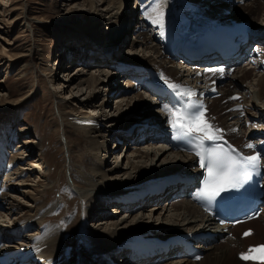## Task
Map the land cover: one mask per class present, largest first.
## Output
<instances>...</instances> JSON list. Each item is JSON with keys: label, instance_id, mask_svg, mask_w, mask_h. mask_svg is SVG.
Here are the masks:
<instances>
[{"label": "bare ground", "instance_id": "6f19581e", "mask_svg": "<svg viewBox=\"0 0 264 264\" xmlns=\"http://www.w3.org/2000/svg\"><path fill=\"white\" fill-rule=\"evenodd\" d=\"M256 2H260V0H141L140 5H142L141 8L143 12H145V16L147 18L145 16L142 18H134V13L131 14V12H129L128 15V13L126 14V11L124 12L127 0H84L83 3L89 5L88 9L92 10L91 12L94 13V18L87 22L86 25L88 26L85 27L84 25H81V31H92L94 29L93 31L95 32L93 34L79 36L81 37L80 40L82 39L80 42H82L81 45L84 50H91H89V53L85 52L87 56L91 55L88 56L89 59H87V62L91 63L94 61L97 63L96 67L98 66V68L96 69H99V71L94 72L93 70L86 77H82L86 71H84L83 66L78 65L77 71L73 74L67 70L66 76L69 74H71V76L66 79L68 81L65 85L71 87L70 91L73 94V99L80 103L82 109L83 106H89L93 107L94 111L98 108V111L91 112L90 110L81 109L79 112L78 106L75 104L72 109H75L79 112L77 116L71 117L69 119V116L64 115L66 114V111L62 112L63 119H68V125L66 126L65 124L64 128L65 136L67 138L70 136L69 133L72 130L70 126L84 130V134L86 133V136L84 135V141L88 143L87 149L91 153L93 150H96L94 151L95 155L98 151L100 152V150H104L105 152L108 150L106 146V138L110 135H115L116 137L118 136L119 138L121 137L127 140L129 138H135V134H137L138 137H136V141H139L143 136H145L147 140L150 141L152 138H155L160 141H155L159 145L157 144V146H151L153 150H150L149 146L152 143H148L146 148L139 147L134 149L139 153L138 155H140V157L144 158L143 161L150 159L154 160L156 157L159 159L161 156H163V160L161 161L163 162L169 157L170 154H172V160L176 163H179V165L181 164V166H178L176 169H172L170 173L161 176L158 175L151 179V177H153L155 174H151L148 171V164L134 165V167L137 169V172H139L138 181L140 182L136 186L131 181H127L122 184L111 181V178H113V176H117L120 171V168H118L116 165L106 168L102 166L100 162L95 161L93 162V169L90 171V173L87 172L84 174L85 179L79 178L77 172L73 170V174L71 173V179L77 184V186L90 184L91 190L87 189V192L84 191L85 193H80L83 199H85L84 201L87 203V210L83 219L85 224L82 223L80 226L76 225V216L69 218V223L62 222L63 218L58 220L57 211L61 209V205H48L46 201H44L45 203L43 202V199L47 198V195L51 194L53 189H50L49 191L51 192L48 194H40V200H38L37 204L43 207L42 212L45 213H42V216L38 215L41 216L39 221L34 218V216H32V218L28 221L20 220L19 222H14L12 226H6L8 221L4 222L6 220V218H4L5 214L4 212H0V240L2 244H5L7 240L10 241L15 234L18 236L22 231L32 229V227L36 226V224L39 225V227L43 226L41 234H35V232L28 233L29 236H25V238H23V241L25 240V242H20L21 244L16 243L18 246H11L9 243L10 246L7 248L8 250L5 252H0V264H4L5 260L7 259L14 264H18L19 262H21V264H26L28 262L31 264H87L80 257L79 259H76L77 257L71 258L72 255L70 254V249L64 248L68 242L67 238L65 237V233L71 231L69 227L75 226V230L78 231L79 236L77 237V250L86 248L83 253L86 252V256L93 259L95 262L94 264H113L112 259L114 258V255L119 252H121L119 261L122 260L125 262L124 264H138L139 262V264H142V261L144 260H150L152 262L159 261L158 259L166 258L167 255L174 252L170 251L168 254L166 251L162 250L163 246H160L157 243L151 244V239L149 241L143 240L144 237H150L151 235L156 234L155 232L149 230L150 228L148 225L143 224L140 221H136L133 226H125L121 229H117V226L128 222L129 215L134 210L141 212L143 210L142 208H144L147 202L153 200L160 203L162 198L166 197L169 199L172 194H179L181 190H183L182 192L184 194H187L186 199L179 201V203L176 205L172 203L174 205L173 207H165V205H163L162 210L165 209V211H171L167 217H173V219L172 221L165 222V224H163L164 227H161V232H163H159V234H165L168 235L167 237H169L171 233L177 231L180 232L179 230L190 231L191 229L196 228L198 225L199 227L202 225V228L204 227L203 229H208V226L212 224V216L207 215L197 205L194 197H189V193L193 189V184L198 177L194 175L195 173L198 174V167L194 166V164H196V156L189 152H173L170 147H167L166 144L163 143V139H161L166 131V127H168L167 130H169V125L171 124L169 122V114L167 111H165V108L167 107L173 110L175 109L167 102L155 100V96L150 93L151 90L148 89L151 83H147V80L141 79L140 82L144 86L143 88L147 90L145 93L147 95L151 94L150 98L147 99V97L141 93L142 90H139L140 88L137 85L138 81L136 77L139 78L138 74L145 72V75H150V78L153 79L151 82L164 83L190 82L196 81V79L203 77L198 73V67L187 65L186 62L182 60H180V65L179 63H168V59L166 57L172 61H175L174 57L173 59L170 57L174 56L175 54L174 47L178 40H180L182 37L185 38V36H188L195 30L201 29L205 25H211L213 23H224L229 25L233 24L235 20H227L226 18H223L232 17V14L228 13V8H230V6L232 8L234 7L238 10H241L240 12H245H243V17H240L236 20L243 19L241 20L243 22L252 21V19H254L253 16L257 14V19L253 22L252 27L256 34V38L264 40V1L259 5H257ZM83 3H79L78 0H70L69 11H71L76 5ZM115 7H117V10L114 12L113 9H115ZM118 8L122 9L123 11L120 12ZM158 12L163 13L162 25L153 22V20L157 18ZM108 13H110L109 16H107ZM123 16H125V21L123 27L119 31L118 24L123 19ZM102 17L104 18L102 19ZM205 18H211L212 22L210 21L211 23L204 24L203 26L197 25ZM104 20L110 24V26H108L112 31L108 33V38H113L112 40L102 41V39H100L101 36L99 37L98 32L101 30V24L104 22ZM133 20H136L137 22L135 25ZM147 25L151 27V30L150 27H148V29L146 28ZM134 26L136 40L131 42V46L135 48H141L143 51L144 49L148 50L150 51V55L143 54L137 55L133 58L128 57L124 62L116 61V59H118V48L123 45V42H127V32ZM96 30H98V32ZM158 33L159 36L156 38L155 35ZM159 37L161 41L157 40ZM106 41L108 46L105 47L103 45L106 44ZM262 50L264 53V48ZM105 61L111 65V70H106L105 67L100 68L101 64ZM249 63L250 64H248V66H238L233 74L229 77L227 85L224 84L221 86V88L224 90V93L226 94L225 96L223 95L225 100L218 101V98L215 97L208 98V105L210 107V112L214 114L211 119L218 120L220 124H223L227 129V134L234 142L243 144L247 140L256 139L261 144L264 143V122H262L264 120V71H256L255 68L259 65L256 59H251ZM183 65H185V67L181 68ZM118 70L124 72L126 75L128 74L131 77H133L135 74V78L132 79L129 77L128 79V84L130 86L126 90H122L120 95L117 96V98L120 100H126L125 104L128 105V108L123 110V102L118 104L120 107L119 113H122L121 118H123L128 111H131L130 108L134 99L135 106L138 108L137 110H142L147 106L153 105L152 107L156 111L155 116H153L155 121L150 122L154 124H150L149 126H144L141 124L134 129L131 128L134 130L133 135L128 134V129L120 130L115 133L112 132V128L107 126L109 123L105 124V121L102 118V116L105 118L111 117L107 111L108 108L106 109V106L110 100L108 94L112 95V93L117 92V90L120 91L119 88L116 90V87L114 88V85L112 86V82H114L113 79H115V75L117 74ZM49 74V76H51V80L57 78L58 76V74L52 70L49 71ZM205 76L210 78L216 77L214 73H207ZM58 83L60 84L63 82L59 81ZM135 90L138 91L136 92ZM133 91L136 93H131ZM199 91L202 93V90ZM234 92H240L243 94V97L239 100L245 104L246 114L244 116L240 115V110L229 109L230 105L236 101H239L232 98L231 94ZM100 94L104 95V97L102 102L97 104L96 101ZM11 96L12 93H10V96L3 94V100L0 99L2 101L1 105L13 103L14 105L16 104L18 108L21 106L23 100H25L27 97L24 95L14 100L11 98ZM60 99L61 100L59 102L64 99V96ZM14 107L0 106V112H2V114L8 115L9 112L14 111ZM69 113L70 112L68 111L67 114ZM216 114L218 116H216ZM99 122H101V126L98 125ZM246 123H249L248 127H246ZM235 125H237V128H234ZM125 130L126 132L123 133ZM94 132L95 134H92ZM95 135L104 138L103 142H98V140L95 139ZM70 140L72 141V139ZM34 142L35 141L30 142L28 145L29 149H27V151L29 150V154H34V150L40 146L41 148L45 149L46 145H44V141L43 144L40 143L41 145H37L38 143ZM75 144L76 143H74L71 148H74ZM152 153L154 154L153 157ZM3 157L4 155L0 156V158ZM44 157V155L36 159L31 157V161L43 160ZM77 158L82 165L87 163V156L85 154H78ZM4 168L6 169L4 163L0 159V173L4 172ZM23 172L17 174V178L13 176L16 179H19L16 181V183L13 181L14 184L26 183L25 179L20 177V175H23ZM6 175L9 176V172ZM8 176L6 181L13 179L12 176ZM53 176L54 175L52 173L48 174V177L50 178ZM163 185H165V187H163ZM5 192L6 191L2 192L1 194L0 191V208L7 209L10 213L22 210L21 207L23 208V206L19 201L16 200L17 198H11L12 196H9V192ZM166 202L167 200L165 203ZM110 203L113 205V208H111V213L116 210V212H124L125 214L129 212V215L114 220L112 218L113 216H110L111 213L106 211V209L108 210L107 206L110 205ZM158 207L161 206H157V209ZM53 208L54 210L49 212V210ZM172 210L174 212H172ZM23 213L25 214L26 212ZM23 215L21 214L19 217ZM55 217H57L55 220L57 223L48 226L42 224V222L44 223L45 219H55ZM260 218H263V220L260 222L259 226H252V224H250L254 221H260ZM94 220H98V223L105 224L104 226H100L101 228L105 227L100 234H98L100 227H95L97 233H94L95 230L91 229V225L88 224L90 221L94 222ZM244 223L248 224L246 227H252L254 229L252 233L245 237L237 234L236 231V229L239 226H242ZM112 225H116V227L112 228ZM234 228L235 229L233 230H235V235L234 237L232 236L231 238H227V243H218L216 241H212L208 244H205V255L199 260H192L189 257H182V259L176 260L173 262V264H261L254 259L243 260L241 259L240 254L242 252H249L250 244L253 245L255 243L264 241V213L262 215L260 214L258 218L237 224L234 226ZM211 230L216 229L213 228ZM242 230L243 229H241L240 233ZM86 231L88 232L87 238L95 241H93V243L88 241L89 243L86 242V245H83V242H81L80 239L84 237L85 234H83V232ZM165 231L170 233H164ZM150 232L152 233L146 236V234ZM259 233H261V235ZM151 238L153 239L154 236ZM166 239L167 238L164 240ZM247 240L250 241L249 243L245 244ZM26 241L29 242L27 243ZM197 245L200 246L202 244L198 243ZM232 251H239L238 255L240 258L231 256ZM80 252L82 253V251ZM134 253L136 259L138 255H140V260L137 263L132 257L134 256ZM72 259L78 260V262L76 263V261ZM170 264H172V262Z\"/></svg>", "mask_w": 264, "mask_h": 264}, {"label": "rangeland", "instance_id": "374dc122", "mask_svg": "<svg viewBox=\"0 0 264 264\" xmlns=\"http://www.w3.org/2000/svg\"><path fill=\"white\" fill-rule=\"evenodd\" d=\"M69 1L70 0H0V99L3 100V94L10 96V93H12L11 98L14 100L24 95L27 96L21 103V106L18 108L17 105H14L13 103L1 105L2 101L0 100L1 107L15 106L14 111L9 112L8 115L2 114V112H0V156L4 155V157L0 159L6 167V169L4 168L3 170L4 172L0 173V191L1 194L4 191H6L5 193L9 192V196L11 195V198H17L16 200L19 201L23 206V208L21 207L22 210H19L18 212L14 211L12 213H10L7 209L0 208V212H4L5 214L4 218H6V220L4 222L8 221L6 223V226H12L14 222H19L20 220L28 221L32 218V216H34V218L39 221V218L45 212H42L43 207L39 206L37 202L38 200H40V194H48L51 192L49 191L50 189H53V192L47 195V198L43 199V202L46 201L48 205H61V209L57 211L58 220L63 218L62 222L69 223V218L76 216V225L80 226L82 225V223L85 224V221H83V219L87 210V203L84 201L85 199H83L80 193H85L88 190H91L90 184L77 186V184L74 183L71 179V173L73 174L74 170L75 172H77L79 178L85 179L84 174L87 172L90 173V171L93 169V162L95 161L100 162V164L106 168L115 165L120 168L119 174L117 176H113V178H111V181L118 182L119 184L131 181L135 184V186L140 182L138 181L139 172H137V169L134 167V165L148 164V171L151 174H155L153 177H151V179L158 175L161 176L170 173L172 169H176L178 166H181V164L179 165V163H176L172 160V154L169 155L171 159L168 157L163 162H161L163 160V156H161L159 159H157L156 157L154 160L150 159L143 161L144 158L140 157V155H138L139 153L134 149H137L139 147L146 148V145H148V143H152L149 146L150 150H153L151 146H157L158 144L155 141L153 142L152 139L151 141L147 140L145 136L141 137L139 141H136V137H138L137 134H135V138H129L127 140L121 137L119 138L118 136L116 137L115 135H110L106 138V146L109 151L107 150L105 152L104 150H100V152L98 151L99 154L97 152L96 155L94 154V151L96 150L92 149L93 152L91 153L87 149L88 143L84 141V135L86 134H84V130L70 126V128L72 129L69 133L70 136L68 138L65 136L64 128L65 124L66 126L68 125V119H63L62 112L66 111V114L64 115L69 116L68 118L70 119L71 117L77 116L82 109L80 103L77 102V100L73 99V94L70 91L71 87L65 85L68 81L66 79L70 77L71 74L77 71L78 65L83 66L84 71H86L84 75H82V77H86L93 70L94 72L99 71V69H96L98 68V66L96 67L97 63H95L94 61L91 63L87 62V59H89L88 56L91 55L87 56L85 52L89 53L91 50L89 49V51L83 49L81 45L82 42H80L82 41V39L80 40L81 37H79L86 34H93L95 32L93 31L94 29L92 30L93 32L91 30L81 31V25H84L85 27L88 26L86 24L89 20L94 18V13L91 12L92 10L88 9L89 5L83 3L84 0H78L79 3L83 4H78L71 11H69ZM263 1L264 0H260V2H256V4L259 5ZM140 3L141 0H127L124 12L126 11V14L128 13V15L129 12H131V14L134 13V18H142L143 16H145V12H143L141 8L142 5H140ZM118 9L120 10V12L123 11L120 8ZM116 10L117 7L113 9L114 12ZM240 11L241 10H238L234 7L232 8L230 6V8H228V13L232 14V17L223 18H226L227 20L239 19L240 17H243L244 12ZM109 15L110 13H108L107 16ZM257 16V14L253 16L254 19H252V21L244 22H249L251 23V25H253V22L257 19ZM103 18L104 17H102V19ZM136 20H133L134 25L137 23ZM105 21L106 20H104V22H102L101 24V30H99V32L98 30L96 31L99 33V37L101 36L100 39H102V41L112 40L113 38H108V33L112 31L111 29H109L110 24ZM124 21L125 16H123V19L118 24L119 31L123 27ZM210 21L211 18H205L197 25L203 26L204 24L212 22ZM148 27L150 26L147 25L146 28L148 29ZM158 36L159 33L155 35L156 38ZM126 39L127 42H123V45L118 48V59H116V61L124 62L128 57L133 58L137 55L143 54L150 55V51L148 50L144 49L143 51V49L141 48H135L131 46V42L136 40L135 26L128 30ZM157 40L161 41L160 37ZM103 46H108L107 41ZM166 58L168 59V63H179L180 65V60L174 59L175 61H172L168 57ZM170 58H172V56ZM101 67H105L106 70L112 69L111 65H109L107 61L103 62L100 68ZM184 67L185 65H183V67L181 68ZM51 70L58 74L57 78L53 80H51V76H49V71ZM67 70L72 73L66 76ZM129 77L131 76H129L128 74L126 75L124 72L118 70L117 74L115 75V79H113L114 82H112V86L114 85V88L116 87V90L119 88L120 91L117 90V92L112 93V95L108 94L110 100L108 105L106 106V109L108 108L107 111L109 112V115L111 117L105 118L102 116L105 124L109 123L107 126L112 128V132L114 133L120 130L129 129V126L131 125H133V127L130 128L134 129L141 124L146 126L145 122H149L150 125V122L155 121L153 119V116H155L156 111L152 107L153 105L147 106L142 110L139 109V111L135 106V99L131 104V111H128L125 116L121 118L122 113H119L120 107L118 104L120 102H123V110H126L128 108V105L125 104L126 100H120L117 98V96L120 95L122 90H126L130 86L128 84ZM131 78L133 79V77ZM59 81H62L63 83L59 84ZM227 83L228 82H226L225 85H227ZM139 90H142L141 93L145 95L147 99L150 98V95H147L145 93L146 91H143V88ZM135 91L137 92L138 90ZM135 91L131 93H136ZM223 95L225 96L226 94L223 93L221 96H217L215 98H218V101H223L225 100ZM63 96L64 99L59 102L61 100L60 98ZM103 97L104 95L100 94L96 103H101ZM75 104L78 106L79 112L75 109H72ZM82 110H90L91 112L94 111L93 107L89 106H83ZM68 111L70 112L69 114H67ZM95 111H98V108L95 109ZM216 116L218 115L216 114ZM246 124V127H248L249 123ZM98 125L101 126V122H99ZM234 128H237V125H235ZM125 132L126 130L123 133ZM92 134H95V132ZM70 139H72V141ZM95 139H97L100 143H102L104 140V138L98 135H95ZM118 139L120 140V142L117 141ZM32 141H35L34 143H38L37 145L43 144L44 141V145H46L45 149L41 148L40 146L39 148L34 150V154H29V150L27 151V149H29L28 145ZM74 143H76L75 147L71 148ZM78 154H85L87 156V163L85 165H82L79 162V159L77 158ZM42 155L45 156L43 160L31 161V157L36 159L40 158V156ZM153 155L154 154L152 153V157ZM8 172L9 176H12L13 178L10 181H6V178L8 176L6 174H8ZM22 172L23 175H20V177H23L22 179H25L26 183L14 184V182L16 183V181L19 180L16 179L17 174ZM49 173H52L54 176L52 178L48 177ZM13 176L16 178H14ZM165 199L167 200L166 203ZM184 199H186V196H171L169 199L165 197L160 200V203L151 200L147 202L144 208H142L143 210L141 212L134 210L132 213H130V215L128 214L129 212L125 214L124 212H116V210L111 213V208H113L112 203L107 206L108 210L106 209V211L111 213L110 216H113L112 218L114 220L129 215L128 222L124 223L125 225L123 224L117 226V229H121L125 226H133L136 221H140L143 224L148 225L150 228L148 229L150 231L156 233L151 236H158V239H165L168 238V235L159 234V232H161L162 230L161 227H164L163 224H165V222L172 221L173 217H167V215H169L171 211H165V209L162 210V207L163 205H165V207H173V204L176 205L177 203H179V201ZM157 206L161 207H158L157 209ZM52 210H54V208L50 209L49 212ZM8 212L10 213V215ZM23 212L26 213L24 214ZM172 212L174 211L172 210ZM21 214L24 215L19 217ZM57 217H55V219H45L44 223L42 222V224L48 226L57 223L55 221ZM98 220H94V222L90 221V223H88L91 225V229L95 230L94 233H97L95 227L99 228L101 225H105L102 223H98ZM262 220L263 218H260V221H254L250 224H252V226H259ZM246 225L248 224L244 223L242 226H239L236 229L237 234L242 235V232L240 233V231L241 229L245 228ZM75 227H69L71 231L65 233V237L67 238L68 242L64 248L70 249V254L72 255L71 258L77 257L76 259H79L80 257L87 264H94L95 262L93 261V259L87 257L86 252L83 253L86 248L77 250V237L79 236L78 231L75 230ZM115 227L116 225H114L112 228ZM104 228L100 227L98 234H100ZM203 228L202 225H200V227L198 225L196 228L191 229L190 232L206 230ZM233 229L235 228L233 227L231 229L232 232L235 231ZM42 230L43 226L39 227V225L36 224V226L32 227V229L22 231L18 236L15 234L10 241L7 240L5 242V247L7 248L8 246H10V244L11 246H18L16 245V243L25 242V240L23 241V238H25V236H29L28 233L35 232V234H41ZM179 231L187 232L189 230ZM152 232L147 233L146 236L150 235ZM232 232L228 233L227 237L220 238L216 242L227 243L226 239L231 238L232 236L234 237L235 235V232ZM87 233V231L83 232V234L85 235L82 239H80V241L83 242V245H86V242L88 241L92 243L93 241H95L92 239H88ZM164 233L170 232L165 231ZM176 233L179 232L177 231L171 233L170 236ZM259 234L261 235V233ZM249 241L250 240H247L245 244L249 243ZM26 242L28 243L29 241ZM80 251H82V253ZM120 253L121 252L114 255V258L112 259L113 264L125 263L122 260L119 261V258L121 256ZM231 254V256L235 258L239 257V251H232ZM139 256L140 255H138L136 259L134 253L133 260L136 261V263L140 260ZM180 259H182V257L173 255V253H171L168 255V257L166 256V258L158 259L159 261L156 262L154 261L155 263L150 260H144L142 261V264H170L171 262L173 264V262ZM75 261L76 263L78 262V260Z\"/></svg>", "mask_w": 264, "mask_h": 264}, {"label": "snow or ice", "instance_id": "6c2138e0", "mask_svg": "<svg viewBox=\"0 0 264 264\" xmlns=\"http://www.w3.org/2000/svg\"><path fill=\"white\" fill-rule=\"evenodd\" d=\"M154 23L163 24V13L158 12ZM223 74V69L212 70ZM169 87L184 100L178 109L165 108L169 114V122L176 132L177 138L184 139L194 145V150L199 158V164L207 173L200 196L208 201H214L221 193L231 189H237L247 182L251 175L258 173L261 168V156L259 154L245 156L235 148L227 145L222 138V130L213 128L204 120V106L192 99L194 93L191 90L181 91L180 87L170 84ZM233 99H238L233 97ZM206 142H212V146H206ZM246 147L254 148L253 144ZM250 233H245V236ZM259 253L252 256L251 253ZM241 259H256L264 264V245L250 248L249 254L241 253Z\"/></svg>", "mask_w": 264, "mask_h": 264}]
</instances>
